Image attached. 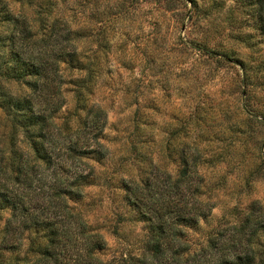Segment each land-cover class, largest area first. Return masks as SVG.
Returning a JSON list of instances; mask_svg holds the SVG:
<instances>
[{
	"label": "clouds",
	"instance_id": "obj_1",
	"mask_svg": "<svg viewBox=\"0 0 264 264\" xmlns=\"http://www.w3.org/2000/svg\"><path fill=\"white\" fill-rule=\"evenodd\" d=\"M0 264H264V0H0Z\"/></svg>",
	"mask_w": 264,
	"mask_h": 264
}]
</instances>
